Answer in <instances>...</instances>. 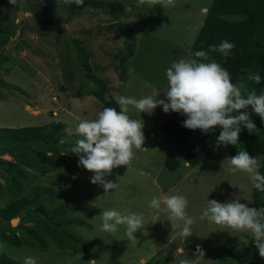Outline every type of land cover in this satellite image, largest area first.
Segmentation results:
<instances>
[{
  "label": "rangeland",
  "instance_id": "obj_1",
  "mask_svg": "<svg viewBox=\"0 0 264 264\" xmlns=\"http://www.w3.org/2000/svg\"><path fill=\"white\" fill-rule=\"evenodd\" d=\"M194 1L174 0V7L163 8L138 0H84L83 6L75 9L74 3L68 5L64 0H17L15 5L0 0V126L59 122V138L64 141L0 142V208L21 196L29 199L9 220L0 218V264H23L28 256L34 257L36 264H181L196 258L197 245L204 252L198 264H264L249 232L200 219L207 199H237L251 207L249 175L226 171L229 160L221 167L205 166L201 173L188 172V177L183 176L187 172L182 162L168 170L162 163L165 155L181 157L170 144L167 148L153 123L142 130L144 143L141 149H133L130 165L118 166L106 177L118 186L105 192L90 182L93 173L78 166L77 155L70 152L80 138L76 124L94 119L100 111L101 103L92 94L99 82L110 93L120 94L137 29L165 15L177 31L174 38L179 34L184 38L180 47L189 28L199 22L196 12L185 13L193 9ZM109 2L120 6L118 12L108 11ZM116 19L129 24L134 35L125 37L118 32ZM177 25L184 26L183 30ZM167 45L176 47L171 41ZM112 71L116 78L109 76ZM117 71L123 79L117 77ZM237 85L242 94L250 91L242 90L247 86L243 80ZM146 91L136 90L138 94ZM138 94L132 92L134 97ZM144 113L137 112L132 119ZM157 139L158 146L152 149L149 141ZM168 186L166 195L181 194L188 200L186 212L194 223L187 238L179 235L180 228L172 229L167 212L161 211L160 220L153 223L156 210L149 202L164 196L162 190ZM105 209L143 214L144 226L134 238L126 235L124 225L114 233L103 232L100 213ZM48 225L78 252L56 247L46 234ZM29 228L46 239L45 251L24 244L13 247L2 239L10 234L22 237ZM176 245L182 247V253L175 251Z\"/></svg>",
  "mask_w": 264,
  "mask_h": 264
},
{
  "label": "clouds",
  "instance_id": "obj_2",
  "mask_svg": "<svg viewBox=\"0 0 264 264\" xmlns=\"http://www.w3.org/2000/svg\"><path fill=\"white\" fill-rule=\"evenodd\" d=\"M138 2L150 6L159 4L163 8L175 6L174 0ZM9 3L15 5L17 0H9ZM64 3L83 6L84 0H64ZM234 47L233 43L223 40L218 45H209V51L221 53L226 60ZM190 56L194 58L174 60L166 69L167 89L163 92L165 99H157L161 92L153 85H149L151 94L139 99L111 92L105 95V100H114L119 110L115 107H103L94 119L79 120L75 133L80 138L75 141L70 152L77 155L78 166L93 173L90 177L91 183L102 186L105 192L117 188V183L107 180L106 177L118 166H129L134 158L133 149H141L144 143L143 123L129 117V106L140 113H151L157 106H162L165 113L171 111L186 117L181 122L183 127L200 129L203 133L214 131L219 126L222 130L216 138V148L220 145L236 146L242 126L249 133L256 129L248 111L249 107L264 121V92L258 94L253 88L242 94L241 89L232 82L228 70L215 59H211L207 51H195ZM248 79L260 84L264 77L250 72ZM258 168L256 157L251 156L247 150H239L229 158L226 171L247 173L252 186L264 192V175ZM187 206L188 200L181 194L153 197L149 202V207L156 210L153 223L160 220L161 211L167 212L172 229L180 228L179 235L185 238L192 235L191 225L194 223L193 218L186 212ZM100 217L101 231L114 233L119 225H124L129 238H134V233L144 226L143 214H122L115 209H105ZM200 219L234 231L249 232L254 238L260 257L264 258V208L249 207L237 199L227 202L207 199ZM196 254L195 259L181 261V264H198L204 255L199 245L196 247ZM23 264H36V259L25 257Z\"/></svg>",
  "mask_w": 264,
  "mask_h": 264
},
{
  "label": "trees",
  "instance_id": "obj_3",
  "mask_svg": "<svg viewBox=\"0 0 264 264\" xmlns=\"http://www.w3.org/2000/svg\"><path fill=\"white\" fill-rule=\"evenodd\" d=\"M106 5L108 11L113 13L120 9V6L113 2ZM79 7L74 4L73 8ZM114 23L118 32L125 37L134 35L133 28L126 22L116 19ZM201 25L189 48V58H194L190 53L194 54L195 51H207L211 59H215L228 70L234 84L243 80L249 90L255 88L258 94L264 92V80L260 84H255L248 79L250 72H256L264 77V0H211ZM223 40L235 45L226 60L221 53L209 51V45H218ZM129 53L131 54V51ZM117 77L123 79L122 72L117 71ZM99 83L98 89L92 94L100 101V110L103 107H115L119 110L114 100L111 98L105 100V95L110 92L103 82ZM248 111L256 129L249 133L242 126L236 146L220 145L216 148V138L222 130L219 126L208 133H203L200 129L191 130L182 126L181 122L186 117L179 113L160 123L159 129L190 167L204 160L231 157L239 150H247L251 156L259 158L258 170L264 175V121L252 111L251 107ZM61 129L62 124L59 122L18 127L0 126V142L27 143L39 139L61 142L59 138ZM162 163L168 170H173L177 167L178 160L172 153H167ZM250 194L251 207L264 208V192L256 190L251 183ZM28 204L29 199L26 196L9 201L0 208V218L9 220ZM46 234L56 247L70 249L72 254L78 252L76 246L67 242L55 227L48 225ZM2 239L13 247L24 244L39 251H45L48 246L46 239L32 228H29L28 233L22 237L10 234L2 236Z\"/></svg>",
  "mask_w": 264,
  "mask_h": 264
},
{
  "label": "crops",
  "instance_id": "obj_4",
  "mask_svg": "<svg viewBox=\"0 0 264 264\" xmlns=\"http://www.w3.org/2000/svg\"><path fill=\"white\" fill-rule=\"evenodd\" d=\"M189 1L192 4V0ZM210 3L211 0H195L192 5L193 9L185 11L188 16L194 15V13L196 12L198 14L199 22H195V26L193 28H189L187 40L184 41V43H181L180 47L178 46V44L179 42H182V39L184 38H181L180 34L177 36L176 39L174 38V36L177 34V31H174L172 29L170 19L165 15H162L163 17H159L161 19L158 21H151L148 27L142 26L137 29V32H135L136 36L134 35L133 38L134 40L132 46V53L125 62L124 82L120 90L121 95L134 97L132 96L133 91L138 94L136 92L137 89L147 88L148 92H143L141 94H138V97H135L139 99L143 96L151 94L152 89L149 87V85H153L157 88L158 91L161 92L157 99H165L163 92L167 89V80L165 76L166 69L170 67L171 63L174 60H178L180 58H189V48L203 21V18L205 17L206 11ZM163 11H165V9ZM177 28L183 30L184 26L177 25ZM151 37L159 39L161 44H159V41H151ZM169 41L173 42V44L176 46L175 49H171V46L167 45ZM109 76L111 77V79H113L114 77L116 78V75L113 71L112 74H109ZM242 90L246 91L247 86H244ZM131 112H133L131 118H135L137 112L139 111L136 110L134 107L129 106L128 115H130ZM174 114H176V112L170 111L168 113H165L162 110V106H157L154 110L151 111V113L146 112L144 113V115H140L137 120H140L141 123H143L142 130H147V127L154 123L156 125L157 130L159 131V135H161L162 138L165 139V141L168 143L167 148H169V144L171 145V143L164 137V135L160 131L159 124L171 118ZM149 142V145L153 144V146H151L153 149L158 146L159 140L157 142L154 140H150ZM172 148L175 149L173 146L171 147V149ZM174 157L176 158L178 157V155H174ZM254 157L259 160L257 156ZM229 158L230 157L204 160L197 163L193 167H190L187 162H185L182 158H177V160L178 164L182 162L183 167L186 168L185 172L187 173H184L183 176L188 177V172L198 170L201 173V170L208 165L213 164L218 165L220 167L224 166L225 162L228 161ZM169 188L171 187L168 186L164 190H162V194L166 195V191ZM175 251L182 253L183 249L180 245H176Z\"/></svg>",
  "mask_w": 264,
  "mask_h": 264
},
{
  "label": "water",
  "instance_id": "obj_5",
  "mask_svg": "<svg viewBox=\"0 0 264 264\" xmlns=\"http://www.w3.org/2000/svg\"><path fill=\"white\" fill-rule=\"evenodd\" d=\"M46 21H47V22H51V21H49V20H46ZM12 220H13V219H11L10 221L12 222Z\"/></svg>",
  "mask_w": 264,
  "mask_h": 264
}]
</instances>
